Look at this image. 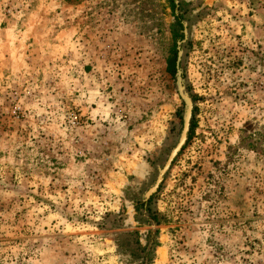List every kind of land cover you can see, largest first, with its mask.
Wrapping results in <instances>:
<instances>
[{
  "label": "rangeland",
  "instance_id": "1",
  "mask_svg": "<svg viewBox=\"0 0 264 264\" xmlns=\"http://www.w3.org/2000/svg\"><path fill=\"white\" fill-rule=\"evenodd\" d=\"M0 264H264V0H0Z\"/></svg>",
  "mask_w": 264,
  "mask_h": 264
},
{
  "label": "trees",
  "instance_id": "2",
  "mask_svg": "<svg viewBox=\"0 0 264 264\" xmlns=\"http://www.w3.org/2000/svg\"><path fill=\"white\" fill-rule=\"evenodd\" d=\"M176 57V56H175ZM170 68L171 70L174 72L175 69H176V63H175V59H173L171 62H170ZM195 129H196V124H195V120L193 119L191 121V127H190V131H189V140H191V138L193 137L194 133H195ZM152 220L156 223V224H160L161 221L160 219L158 218V215L157 213H154L152 215Z\"/></svg>",
  "mask_w": 264,
  "mask_h": 264
},
{
  "label": "water",
  "instance_id": "3",
  "mask_svg": "<svg viewBox=\"0 0 264 264\" xmlns=\"http://www.w3.org/2000/svg\"><path fill=\"white\" fill-rule=\"evenodd\" d=\"M190 116H191V110L189 111V118H190ZM189 118H188V119H189ZM186 130L189 131L188 124H187V126H186Z\"/></svg>",
  "mask_w": 264,
  "mask_h": 264
}]
</instances>
